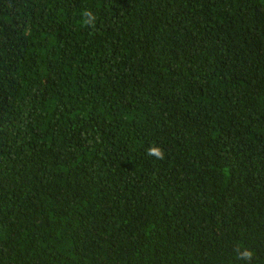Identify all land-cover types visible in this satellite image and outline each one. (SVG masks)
Returning a JSON list of instances; mask_svg holds the SVG:
<instances>
[{"label":"trees","instance_id":"trees-1","mask_svg":"<svg viewBox=\"0 0 264 264\" xmlns=\"http://www.w3.org/2000/svg\"><path fill=\"white\" fill-rule=\"evenodd\" d=\"M0 264H264V0H0Z\"/></svg>","mask_w":264,"mask_h":264},{"label":"clouds","instance_id":"clouds-1","mask_svg":"<svg viewBox=\"0 0 264 264\" xmlns=\"http://www.w3.org/2000/svg\"><path fill=\"white\" fill-rule=\"evenodd\" d=\"M148 155L149 156H154L156 157L157 159H163L164 158V153L162 151V149L158 148V147H151L149 150H148ZM243 257L245 259H248V260H251L252 259V256H253V253L249 250H245L243 253H242Z\"/></svg>","mask_w":264,"mask_h":264}]
</instances>
